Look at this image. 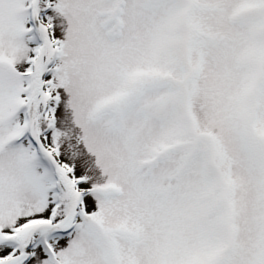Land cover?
<instances>
[{
    "label": "snow or ice",
    "instance_id": "snow-or-ice-1",
    "mask_svg": "<svg viewBox=\"0 0 264 264\" xmlns=\"http://www.w3.org/2000/svg\"><path fill=\"white\" fill-rule=\"evenodd\" d=\"M0 264H264V0H0Z\"/></svg>",
    "mask_w": 264,
    "mask_h": 264
}]
</instances>
